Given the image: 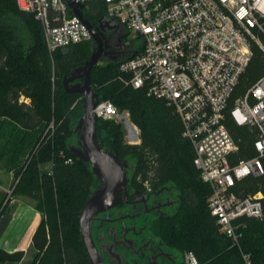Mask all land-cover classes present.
Returning a JSON list of instances; mask_svg holds the SVG:
<instances>
[{"label":"trees","instance_id":"obj_1","mask_svg":"<svg viewBox=\"0 0 264 264\" xmlns=\"http://www.w3.org/2000/svg\"><path fill=\"white\" fill-rule=\"evenodd\" d=\"M102 5L89 3L90 10L97 11L95 18L103 14ZM91 47L85 42L71 47L72 53L62 54L59 49L49 54L34 15L21 11L15 0H0V171L14 180L10 195L0 194V215L12 196L36 202L43 217L32 236L37 253L31 264H89L78 219L97 180L90 164L69 149L77 141L73 129L83 112V100L77 93H67L62 81L89 59ZM251 50L237 93L264 73L262 52L254 43ZM118 66L111 62L94 66L90 82L98 101H110L128 113L140 143L124 142L123 125L113 120L97 119L96 139L133 165L131 180L136 187L170 185L178 191L174 214L154 223L157 235L183 254L192 252L200 264H264V173L235 184L234 191L242 195L262 194L263 213L241 220L244 226L234 244L209 213L210 188L193 165L194 152L181 137L178 117L163 100L127 86ZM226 125L238 144L233 160L256 156L255 130L230 121ZM261 160L264 168V156ZM22 258V251L0 249V264Z\"/></svg>","mask_w":264,"mask_h":264},{"label":"built area","instance_id":"obj_2","mask_svg":"<svg viewBox=\"0 0 264 264\" xmlns=\"http://www.w3.org/2000/svg\"><path fill=\"white\" fill-rule=\"evenodd\" d=\"M39 21L49 54L91 42L92 36L69 5L71 0H15ZM102 2L103 16L136 40L131 56L118 66L127 86L163 100L181 123V137L193 149V165L210 188L207 205L219 230L238 244L243 218H260L262 194L242 195L236 182L264 173V73L237 93L252 58V43L264 56V0H75ZM60 14L52 25L49 14ZM85 16V15H84ZM92 24V23H91ZM98 27L99 24H92ZM97 119L127 129L128 143L138 129L127 112L98 101ZM256 132V156L236 159L238 144L226 123ZM149 188L148 184H144ZM11 190L7 192L10 195ZM247 262V256L243 255ZM182 264H200L185 252Z\"/></svg>","mask_w":264,"mask_h":264},{"label":"water","instance_id":"obj_3","mask_svg":"<svg viewBox=\"0 0 264 264\" xmlns=\"http://www.w3.org/2000/svg\"><path fill=\"white\" fill-rule=\"evenodd\" d=\"M69 5L73 8L74 13L82 21L86 29L92 36L91 54L89 59L68 76L64 77L62 84L67 93H77L82 97L83 112L73 129L77 134V144L69 146L70 151L76 157L90 164L91 173L99 180L101 186L93 190L90 197L86 200L78 219L80 230V239L88 258L89 264H106L102 258L101 252L95 245L91 235V222L94 216L102 211L109 210L114 205L120 203L121 193L125 195V186L129 182L128 169L131 168L127 159H120L114 153H111L101 147L96 139L97 116L93 111L98 106V96L93 91L90 82V73L94 66L98 64L101 58L107 62L120 64L131 56L132 50L129 48L123 56L112 57V51L117 46L116 42L104 41L101 37L104 16L98 20V27L93 25L82 14V4L71 0ZM52 25L60 22V14L51 12L49 14ZM106 20V18L104 19ZM113 28H118L110 20ZM124 33L120 35L122 39ZM73 49L63 48L62 54L72 53ZM113 252V250H112ZM117 254H115L116 257ZM117 259V258H116ZM118 258V263H120Z\"/></svg>","mask_w":264,"mask_h":264},{"label":"flooded vegetation","instance_id":"obj_4","mask_svg":"<svg viewBox=\"0 0 264 264\" xmlns=\"http://www.w3.org/2000/svg\"><path fill=\"white\" fill-rule=\"evenodd\" d=\"M84 15L92 24H98L103 17L101 15L92 20L85 12ZM104 19L101 37L104 41L116 42L112 57H121L129 49L120 39L123 32L119 28L112 29L110 22ZM75 136L78 137V133ZM130 166L126 196L121 193L120 203L96 214L91 222L95 245L106 264H182L184 254L167 245L153 228L157 220L174 214L179 202L178 191L170 185L159 189L136 187L131 180L133 165ZM96 180L93 190L101 186Z\"/></svg>","mask_w":264,"mask_h":264},{"label":"crops","instance_id":"obj_5","mask_svg":"<svg viewBox=\"0 0 264 264\" xmlns=\"http://www.w3.org/2000/svg\"><path fill=\"white\" fill-rule=\"evenodd\" d=\"M4 177L7 180L13 179L10 173H6ZM14 205L15 210L10 208L6 213L7 207ZM19 206L24 208L21 210ZM41 219V213L35 209L33 199L27 196L10 198L4 212L0 215V249L8 253L22 251L23 258L18 263L5 262L3 264H31L33 262L37 252L33 247L32 236Z\"/></svg>","mask_w":264,"mask_h":264},{"label":"rangeland","instance_id":"obj_6","mask_svg":"<svg viewBox=\"0 0 264 264\" xmlns=\"http://www.w3.org/2000/svg\"><path fill=\"white\" fill-rule=\"evenodd\" d=\"M85 13H87V14H89V16L91 17V19L93 20V19H95V15H96V13H97V11H95L94 12V10H90V6H89V4H86L85 5V9L83 10ZM90 11H91V13H90ZM103 11H104V9H103ZM89 12V13H88ZM103 13V12H102ZM102 15V14H101ZM100 15V16H101ZM123 32V31H122ZM136 40V37H135V35H133L132 33H127L126 35H125V33H124V35H123V37H122V41L126 44V45H128V44H131V43H133L134 41ZM105 62H107V60L106 59H104V58H101L99 61H98V66H101V65H103ZM123 125V124H122ZM123 128H124V125H123ZM123 130V129H122ZM124 136H123V140H124V142H126L127 144H130V143H128V138H127V129L126 128H124ZM138 141L135 143V144H138V143H140V137H139V133H138ZM6 173H4V172H1L0 173V194H1V192H3V193H6L7 194V192L10 190V187H11V185H12V183H13V179H5V177H4V175H5ZM32 199V198H31ZM36 204V202L34 201V205ZM15 206V205H14ZM14 206H8L7 207V209H6V213H8V211L10 210V208H11V210H15V208H16V206L14 207ZM19 208H20V206H19ZM22 208H24L23 206H21V210H22ZM42 217H43V215H41Z\"/></svg>","mask_w":264,"mask_h":264}]
</instances>
